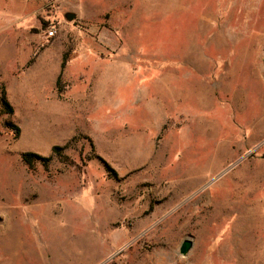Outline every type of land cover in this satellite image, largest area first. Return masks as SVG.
Wrapping results in <instances>:
<instances>
[{
  "label": "rangeland",
  "instance_id": "1",
  "mask_svg": "<svg viewBox=\"0 0 264 264\" xmlns=\"http://www.w3.org/2000/svg\"><path fill=\"white\" fill-rule=\"evenodd\" d=\"M2 91L0 264H264V0H0Z\"/></svg>",
  "mask_w": 264,
  "mask_h": 264
},
{
  "label": "trees",
  "instance_id": "2",
  "mask_svg": "<svg viewBox=\"0 0 264 264\" xmlns=\"http://www.w3.org/2000/svg\"><path fill=\"white\" fill-rule=\"evenodd\" d=\"M65 63H66V59H63L61 62V69L64 68ZM59 79H60V74L58 75L57 81H59ZM0 102H1L2 110L5 113H8V114L12 113V107L7 101L5 93L3 91L1 93ZM12 128L15 134H18V127L12 125ZM62 149L63 148L60 146H53L51 149V153L48 156H41L34 152H24L21 155V159L29 170H33L35 167V164L38 162L42 163L43 165H47L54 156L62 158V160H64V162L66 163L67 158L62 155ZM68 164H71V162H68Z\"/></svg>",
  "mask_w": 264,
  "mask_h": 264
},
{
  "label": "water",
  "instance_id": "3",
  "mask_svg": "<svg viewBox=\"0 0 264 264\" xmlns=\"http://www.w3.org/2000/svg\"><path fill=\"white\" fill-rule=\"evenodd\" d=\"M65 17L67 20H72L75 17V15L73 13H66ZM192 245H193V242L191 239L183 238L179 244L178 254L181 256H185L191 250Z\"/></svg>",
  "mask_w": 264,
  "mask_h": 264
},
{
  "label": "built area",
  "instance_id": "4",
  "mask_svg": "<svg viewBox=\"0 0 264 264\" xmlns=\"http://www.w3.org/2000/svg\"><path fill=\"white\" fill-rule=\"evenodd\" d=\"M53 33H54V30H53V29H48V30H47V33H46V36H47V37H50V36L53 35Z\"/></svg>",
  "mask_w": 264,
  "mask_h": 264
}]
</instances>
